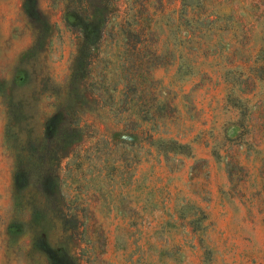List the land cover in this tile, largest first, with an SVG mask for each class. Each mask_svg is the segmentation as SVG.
<instances>
[{
	"label": "rangeland",
	"instance_id": "obj_1",
	"mask_svg": "<svg viewBox=\"0 0 264 264\" xmlns=\"http://www.w3.org/2000/svg\"><path fill=\"white\" fill-rule=\"evenodd\" d=\"M0 264H264V0H0Z\"/></svg>",
	"mask_w": 264,
	"mask_h": 264
}]
</instances>
